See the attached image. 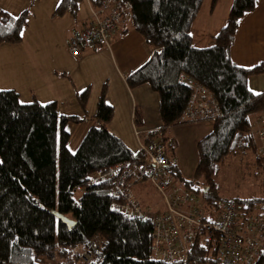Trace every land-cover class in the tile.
Segmentation results:
<instances>
[{"label": "trees", "instance_id": "obj_1", "mask_svg": "<svg viewBox=\"0 0 264 264\" xmlns=\"http://www.w3.org/2000/svg\"><path fill=\"white\" fill-rule=\"evenodd\" d=\"M79 1L59 0L54 13L69 10L76 15ZM87 1L92 13L105 0ZM257 1L232 0L226 22L211 43L201 46L193 41L192 27L204 0H122L131 11L130 23L152 47L150 57L126 78L129 84L149 83L159 94L164 124L152 135L162 137L163 127L190 121L182 115L193 89L180 80L181 74L210 87L221 107V114L212 118L211 130L196 141L198 159L192 177L183 175L173 148L168 154L175 181L203 202L205 219L227 199L239 203L244 215L257 213L264 205V195L221 197L215 181L226 159L245 149L264 166L250 120L251 113L264 107V91L248 86L249 75L261 72L264 63L244 67L230 56L238 18ZM28 14V9L12 14L0 6V43L22 39ZM85 92L78 93L82 105ZM112 114L113 105L101 93L94 113L100 123L92 124L71 150L65 123L81 120L79 115L59 114L56 100L23 102L15 88H0V264H184L168 262L156 253L154 215L165 205L150 182L139 184H148L149 197L154 193L157 201L137 198L149 213L128 216L113 206L110 178L88 181L97 168L144 159L140 148L132 149L105 125ZM57 213L75 223L68 226ZM261 231L264 235V228ZM189 238L190 261L237 264L218 254L216 231L199 224ZM257 251L252 264H264V239Z\"/></svg>", "mask_w": 264, "mask_h": 264}, {"label": "built area", "instance_id": "obj_2", "mask_svg": "<svg viewBox=\"0 0 264 264\" xmlns=\"http://www.w3.org/2000/svg\"><path fill=\"white\" fill-rule=\"evenodd\" d=\"M130 18L131 11L122 0L103 1L99 8H92V19L86 26L72 30L67 40L71 55L79 56L85 45L109 47V36L121 31ZM180 80L193 89L182 119H212L221 114V107L210 87L185 74H181ZM251 129L257 137L256 152L264 157V107L251 121ZM152 130L135 129L139 148L144 153L142 161H124L108 168H97L89 174L88 181L96 183L110 178L113 206L128 216L149 213V209L139 205L134 186L144 181L154 186L165 205L154 215L155 248L157 255L166 261L207 264L188 259L189 237L200 224L207 231L219 233L218 254L222 258L237 264H252L264 239L261 231L264 228V205L259 212L244 215L239 203L227 199L218 212L211 210L210 217L205 219L207 210L204 212L201 208L203 202L175 181L165 142L160 136L154 137ZM86 255L90 260L89 254Z\"/></svg>", "mask_w": 264, "mask_h": 264}, {"label": "crops", "instance_id": "obj_3", "mask_svg": "<svg viewBox=\"0 0 264 264\" xmlns=\"http://www.w3.org/2000/svg\"><path fill=\"white\" fill-rule=\"evenodd\" d=\"M217 1L215 3H217ZM25 2L26 0H0V6L14 13V11H16V5L23 4L24 6ZM86 2L89 5V2ZM215 3L209 6L207 4V9H205L206 6L203 7L199 14L204 9L213 12ZM20 11L22 10L20 9ZM222 13L223 16L221 15V19L218 18L215 22L209 21L208 19L203 20L199 14L196 16L194 22L197 23V28L199 27L197 33L198 39H203L208 34V41L211 40L212 42V36L226 22V18L224 17H227V12L224 13L223 11ZM199 17L200 19H198ZM44 18L48 23L41 22L39 16L34 18V32H31L30 41H23V39H21L16 43H0V68L4 69L3 72L10 73L12 75L11 78H15L18 75V80L21 83L20 85L11 84L9 83L10 78L4 81L5 84L1 86V88H15L19 91L20 99L23 92H31L27 94V97L31 96V99L36 98L41 102L56 100L57 110L59 112L64 114H77L78 105L75 106L73 110H63L64 108L61 103L73 100L75 95H78V88L87 83V81L82 80L76 81L73 74L74 69L81 66L86 60H96L99 64L104 62L108 65L106 66L105 64L101 66V70L104 72L103 75L108 79L105 97L108 96L109 88L113 86L114 80L117 79L120 82L122 91L125 93L126 100L128 101L126 114L133 123V128H135L137 124H143L145 120L154 121L146 115V106L142 101L143 94L148 93V95L155 98L153 110L154 108L156 110L155 90L152 89L148 83L136 87L138 95L142 97V101L137 100L136 96L131 94L128 88L129 85L126 81L127 76L143 64L150 57L152 51V49L149 52L144 50L141 44L143 39L136 33L138 31L134 29L136 32L131 31L130 33H126L130 20L123 28V32L119 31L109 36V42L110 39L113 38L112 44H110L109 47L85 45L81 49L80 55L82 54V57L77 58L78 56H75L76 58H74L70 54L68 43L62 41L61 44H59L55 37V33L51 29V27H53V14ZM90 20L91 18L85 21L82 20V26H78L77 28H83ZM212 23L215 24V32H207L206 28L211 26ZM68 38L69 36L67 40ZM193 38L194 43L199 45L194 35ZM230 56L238 65L244 67H252L264 63V0H258L253 9L247 10L239 16L234 39L230 46ZM108 68H110L111 71H108ZM257 74L263 75L259 77L260 75ZM255 80H259V83L263 84L261 91H264V69L261 72L250 74L248 77V85ZM89 103L90 106H88V108L92 112V114H89V117H94L95 98L91 97ZM89 103L87 100L86 104ZM109 103L114 106L112 101H109ZM59 107H61V110L58 109ZM258 113L259 111L251 113L250 120H254L258 116ZM86 115L87 114H85V116ZM148 129L151 130L154 128H143L142 130ZM130 139V141L134 142L137 146H129L134 150H138L139 146L137 141L135 142L134 137L133 139L130 137ZM171 144H173V141H171ZM179 184L182 185L180 180ZM133 189L135 195L137 192L141 194L146 189V186L144 187L139 184L134 186ZM149 193L150 192L147 193L148 197Z\"/></svg>", "mask_w": 264, "mask_h": 264}, {"label": "rangeland", "instance_id": "obj_4", "mask_svg": "<svg viewBox=\"0 0 264 264\" xmlns=\"http://www.w3.org/2000/svg\"><path fill=\"white\" fill-rule=\"evenodd\" d=\"M59 0H26L23 4H17L15 7L14 13L19 14L21 10L28 9L29 14L27 17V22L24 25L21 33L23 41L31 40V32H34L33 25L35 24V17H40L41 22L48 23L44 17L53 14V27L51 29L55 33V37L59 44L62 41H66L67 37L71 35V31L77 28L78 26H82V20H87L88 18L92 19V13L90 11V4H87V0H81L78 4V10L76 15L71 13L69 10L62 14L54 13V9ZM228 2V3H227ZM212 3V0H204L203 7L207 4L208 6ZM232 0H218L215 3L213 12L205 10L207 6L202 12L199 14L203 18V20L214 21L216 19H221V15L227 12L230 8ZM37 5V6H36ZM17 8V9H16ZM12 13V14H14ZM222 13V14H221ZM56 17V18H55ZM227 19V17H224ZM200 19V17L198 18ZM197 23L194 22L192 27V35H194L195 39L199 43V45H206L211 42L208 41V34L203 39H198V28ZM215 24L212 23L211 26L207 27V32L214 31ZM131 31H135L132 23H130L127 27L126 33H130ZM136 32V31H135ZM215 32V31H214ZM140 37H142V47L145 51L149 52L151 50V46H149L143 36L136 32ZM117 38V37H116ZM112 39H110V44H112ZM194 40V38H193ZM69 51V50H68ZM71 54V53H70ZM76 58L75 56L71 55ZM82 57V54L77 58ZM106 63L86 60L81 66L74 69V76L76 81H87L86 84L81 85L78 88V93L86 90L85 96L86 101L90 102L91 97L95 98V107L94 113L97 109V102L100 94H103V98L106 102L112 101L114 103L113 106V114L110 120L105 122V125L119 135L128 145H136L134 142H131L130 137L137 141L135 129L142 130L143 128H159L163 126V120L161 119L159 112V94L155 90L154 93L156 95V104L157 109L153 110V106H155V98L148 95V93L143 94L142 97L138 95L136 87L145 84H127L128 88L131 91L132 95L136 96L137 100H141L145 107L146 115L153 119L154 121L145 120L143 124H137L135 128H133V123L129 119L126 114L128 101L126 100V95L122 91V86L120 82L116 79L114 80L113 86L109 88V94L105 97V91L107 90L108 79L105 75H103V71L101 70V66ZM106 66H108L106 64ZM108 71H111L108 68ZM4 69L0 68V88L11 78V74L8 72H3ZM261 77L263 74H257ZM79 79H77V78ZM22 78V77H21ZM9 83L20 85V81L18 80V75L15 78H11ZM149 84V83H148ZM253 91L259 92L263 88V84L259 83V80H255L250 82L248 85ZM152 88V87H151ZM153 89V88H152ZM31 93V92H29ZM29 93H22L21 100L23 102H27L31 100V96L27 97ZM87 94V95H86ZM130 97V95L128 94ZM131 99V97H130ZM63 110H73L75 106L78 105V113L82 119L78 121L68 120L65 123V128L69 132V137L67 140V145L71 150H75L79 145L82 137L84 136L86 130L92 124H99L100 120L94 116L89 117V114H92L88 106L89 104L82 105L80 101L79 94L75 95L73 100H68L67 102L61 103ZM59 107L58 109H60ZM61 110V109H60ZM60 114L61 112L58 111ZM85 114H87L85 116ZM130 120V121H129ZM212 119L204 118L195 121H180L167 127H163L160 130V135L164 137L165 140V148L168 152H170L173 148L174 150V160L178 164L179 168L182 170L183 175L186 177H192L194 172L196 163H197V151H196V141L209 132L212 128ZM134 141V140H133ZM171 141H173L174 146L172 147ZM138 143V142H137ZM131 146V147H132ZM137 146V145H136ZM139 146V145H138ZM217 185V193L221 197H231V196H248V195H264V166L263 164H259L255 161V155L252 154L250 149H245L240 152H236V154L230 155L226 161L220 167L219 172L215 178ZM148 185V184H147ZM144 190L141 194L136 193L137 198L140 201H153L156 202V195L153 193V197L150 198L147 196V193L150 191L149 189ZM153 191V190H152ZM154 192V191H153ZM81 193V188L78 189L75 193V196L78 197Z\"/></svg>", "mask_w": 264, "mask_h": 264}, {"label": "water", "instance_id": "obj_5", "mask_svg": "<svg viewBox=\"0 0 264 264\" xmlns=\"http://www.w3.org/2000/svg\"><path fill=\"white\" fill-rule=\"evenodd\" d=\"M58 217L64 222L66 223L68 226H71L72 224L75 223V220L62 214V213H57Z\"/></svg>", "mask_w": 264, "mask_h": 264}]
</instances>
